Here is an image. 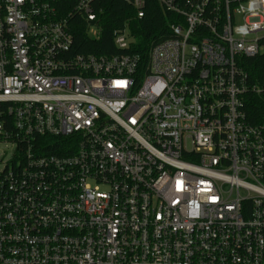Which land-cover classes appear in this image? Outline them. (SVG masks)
Instances as JSON below:
<instances>
[{
    "label": "built area",
    "instance_id": "obj_1",
    "mask_svg": "<svg viewBox=\"0 0 264 264\" xmlns=\"http://www.w3.org/2000/svg\"><path fill=\"white\" fill-rule=\"evenodd\" d=\"M96 1L0 0V264H264V0H156L146 64L75 54Z\"/></svg>",
    "mask_w": 264,
    "mask_h": 264
},
{
    "label": "trees",
    "instance_id": "obj_2",
    "mask_svg": "<svg viewBox=\"0 0 264 264\" xmlns=\"http://www.w3.org/2000/svg\"><path fill=\"white\" fill-rule=\"evenodd\" d=\"M145 17L138 19L136 10L125 0H97L95 21L79 18L73 24L75 54L114 56L130 53L148 61L153 46L170 37V25L175 17L164 11L156 0H146ZM127 29L132 38L128 50H120L115 43V32ZM96 31L92 36L91 31ZM246 70L252 77L264 81V56L247 59ZM250 112L255 124L264 121V96H255ZM57 153V149L47 150Z\"/></svg>",
    "mask_w": 264,
    "mask_h": 264
},
{
    "label": "rangeland",
    "instance_id": "obj_3",
    "mask_svg": "<svg viewBox=\"0 0 264 264\" xmlns=\"http://www.w3.org/2000/svg\"><path fill=\"white\" fill-rule=\"evenodd\" d=\"M12 148L5 144L0 143V172L3 171L6 163L11 159Z\"/></svg>",
    "mask_w": 264,
    "mask_h": 264
}]
</instances>
